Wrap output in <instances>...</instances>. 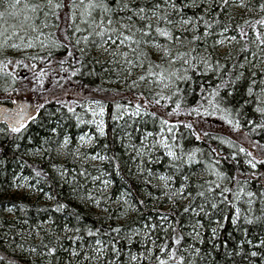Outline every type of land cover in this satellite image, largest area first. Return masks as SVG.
<instances>
[{"label":"trees","instance_id":"16d2710c","mask_svg":"<svg viewBox=\"0 0 264 264\" xmlns=\"http://www.w3.org/2000/svg\"><path fill=\"white\" fill-rule=\"evenodd\" d=\"M11 2L0 0V11L10 13L12 10L7 5ZM20 2L23 5L26 0ZM173 3L175 8L171 7ZM262 3L264 0H244L242 11L234 14L229 9V0L226 3L225 0H132L133 9L139 5L145 12L135 15L127 10L119 12V16L125 17V23L144 27L149 31L146 39L155 40L161 46L157 47L158 63H162L164 46L173 54L190 48L195 49L193 56L212 54L213 70L194 73L190 81L178 82L181 92L170 101L161 100L160 105L151 103L159 88L140 81L136 73H128L117 57L104 62L96 59L95 44L89 45L83 40L77 44L76 39L82 35L72 36L74 27L67 28L70 41L65 39L67 8L57 10L60 19L49 16L48 27L40 24L45 17L39 14L37 23L50 49L36 53L0 52V106L15 103L16 111V106L21 104V91L33 101L20 133H13L7 124L0 122V264H156L155 256L163 255L158 246L167 243L170 247L166 251L171 250L173 236L181 238L176 247L178 254L185 257L184 264H264V247L254 248L247 243L252 240L258 245L264 239V223L249 226L241 221V228L248 231L245 238L241 229L231 224L230 213L234 209L219 203L220 189H214L215 196L206 191L216 180L213 170L221 171L229 177L222 187L235 190L236 180L231 177H237L241 186L248 178V190L257 192L253 204L255 215L264 206L259 198V191L264 187V163L252 169L245 164L252 157L239 151L243 147L257 160H264V130L253 132V125L247 124L250 119L256 123L261 121L254 109L257 96L264 100L261 94L264 45L257 47L253 43L256 31L252 28L254 21L264 18ZM157 4L159 8L155 7ZM127 16H132V20L128 21ZM22 19V16L6 15L0 19V28L13 29L9 26ZM72 23L80 24L79 18ZM149 24L151 29L146 27ZM80 26L87 29V25ZM157 27L182 37V42L160 36L155 31ZM224 28L228 31L222 32ZM206 29L209 35L205 38ZM241 29L245 36L240 35ZM256 30L264 33V26L257 24ZM222 34L229 38L235 36L236 40L231 41L225 54L219 55L213 47ZM193 35L201 39L189 45ZM136 38H140V33H136ZM89 39L100 41L96 36ZM54 41L64 46H55ZM148 44L152 43H141L133 54L134 58L140 56L144 64L153 62L147 51ZM69 50L73 51L72 56H68ZM216 61L222 65L220 73L215 71ZM181 65L182 61L175 67ZM240 73L243 75L239 80L220 89V97L211 95L222 79L235 80ZM133 81L136 87H132ZM249 85L253 88L252 96L247 94ZM165 94L171 95L167 90ZM221 97H226L221 106L231 109L227 119L224 118L227 114L220 112L207 116L190 113L198 106H202L201 113L204 109L211 112L209 101ZM93 99L104 107V134L92 131V145L82 149L83 155L96 157L98 162H83V157H78L76 152L77 139L89 128L80 126L78 118L84 116L86 102ZM137 99L140 115L126 114L123 106L135 109ZM145 99L150 103L145 104ZM177 100L181 102L178 115L172 111ZM117 104L121 109L116 108ZM69 107L74 111L69 112ZM151 112H157V116L152 117ZM161 117L169 125L162 126ZM228 119L239 120L241 127L235 128ZM169 126H172L171 132L167 130ZM160 140L180 158L169 157L168 148ZM195 149L199 151L189 161L188 153ZM101 156L105 158L100 159ZM251 172H256L257 177H249ZM21 180L35 186L34 198L11 194L15 182ZM101 180L107 181L109 189L102 196L94 191ZM201 191L205 192L204 197L198 195ZM226 195L231 198V194ZM96 199L102 211L95 207ZM246 199L243 197L237 205L246 208L243 203ZM212 202L218 203V210L211 209ZM200 205L204 212H199ZM222 214L229 219H222L224 227L220 228L216 220ZM213 227L217 228L215 238ZM114 228H119V233L112 231ZM113 246L118 252L112 251ZM49 248L56 249L53 255L48 254ZM149 248L153 250L151 256L147 252ZM251 251L261 255L252 257ZM131 254L137 255L136 261L131 260Z\"/></svg>","mask_w":264,"mask_h":264},{"label":"snow or ice","instance_id":"6c2138e0","mask_svg":"<svg viewBox=\"0 0 264 264\" xmlns=\"http://www.w3.org/2000/svg\"><path fill=\"white\" fill-rule=\"evenodd\" d=\"M227 0H225V3ZM132 0H69L68 3H65L64 0H38V2H30V0H26L23 5H21L20 0H13V2L9 3L7 7L11 9L12 11L6 12V11H0V19H3L6 15L11 16L12 18H16L18 16H22L23 19L20 20V22L15 23L13 25H10L9 27L18 30L20 33H23L22 35H17L16 31H13L12 37H15L18 39L19 43L12 44L11 47L17 48V49H24V48H32L34 46V39L35 41H40V36L44 35L42 31H40V24L43 25V27H48V21L47 18L49 16L55 17L56 19H60L58 15V11L60 9H69V11L66 13L68 23L66 24L65 28V39L70 41V37L67 35V28L68 27H74V32L72 33V36H75L76 33H80L83 31H86L87 29H91V31H88V35L82 36L76 39V43L79 44L81 40H83L86 44H95L97 48L102 47L103 45H108L107 48L104 49L105 52H109V54L115 58L117 55L123 56L124 58H127L129 55V51L133 54L137 52V49L139 48L141 43H152L156 47H161L160 45L156 44V41H148L146 37L149 35V31H147L144 27H135L133 24L125 23V17L119 16V12H123L125 10L133 12V15L137 13H144L145 8L141 7L139 5L135 6V9H133ZM156 8H159V4L155 5ZM171 7L175 8L176 5L173 3ZM262 9H264V3L260 5ZM77 10H79L77 12ZM43 14L45 17L44 21H41L40 24L37 23L39 20V14ZM77 18L80 20V24L87 25V29L81 28L80 24L73 25V21H75ZM145 17L141 16V19H144ZM128 21L132 20V16H127L126 18ZM169 23H172V21H168ZM183 23H187V21H182ZM248 21H245V24H247ZM259 24L261 26H264V18L254 21L252 24V28L254 31H256V38L253 41V43L257 44V47L260 45H264V33L259 32L256 30V25ZM58 27V25H57ZM147 29H151V25L146 26ZM195 27V26H194ZM207 27H211V25H208ZM4 31H7V28L4 29ZM156 33H158L160 36L166 37L169 41H176V42H182V37L180 36H173L172 32L157 27L155 29ZM228 29L224 28L222 32H227ZM39 32L40 35H37L34 39L32 36H30V33H36ZM127 32V34H126ZM136 33H140V38H136ZM209 35V32L207 29L205 30L204 37L206 38ZM240 35L245 36L246 33L243 31V29L240 30ZM92 36H96L100 38L99 42H96L95 40H90L89 38ZM12 37H5V42H7L8 39ZM201 39L200 37L193 35L191 40L188 41V44L191 45L193 41H197ZM225 40L234 41L236 40L235 36L232 37H223V39L216 40L215 44H223ZM110 42V43H109ZM258 42V43H257ZM41 45L43 46L44 42L40 41ZM53 44L55 46H64L60 42L54 41ZM135 44L136 47H131V45ZM115 45V47H113ZM247 45H245V48ZM122 48H128L129 51H121ZM83 53V49H79ZM162 51L164 53L163 57H161L162 63H151L149 62V65L146 69V73L144 75H141L138 77L140 81H144L146 77L152 78L150 80V84L153 87H157L160 89V91L155 92L153 94V100L151 103L160 105L161 100L170 101L173 96H175L177 93L181 92V89L178 86V82H187L190 81L193 78L194 73H206L207 71L213 70V62H212V54L209 52L206 56H193L191 53L195 51L194 48H190L189 51L181 52L176 51L175 54L172 53V50L164 46L162 48ZM207 52V49H206ZM68 56L73 55V51H68ZM35 59V57H33ZM137 59H140V56H137ZM182 65L180 68H176L175 64L177 62H181ZM114 62V60H113ZM125 62L130 66H135L133 64L132 60L125 59ZM17 63H22V61H17ZM61 64L64 63V61L60 62ZM165 64L167 65L165 67ZM201 65L203 68L201 69ZM35 65H33L34 67ZM141 67H143V64H141ZM222 68V65L219 63V61L215 62V71L217 73H220ZM76 72H73V75H75ZM243 73H240L235 77V80L232 79H222L220 84H217L215 88L212 89L211 95L215 97H220V89L226 88L230 84H234L237 80L241 78ZM255 75V74H253ZM256 81L253 80L252 84H255ZM264 83V81H262ZM136 81L132 82V87H136ZM166 90L171 93V95H166ZM151 91V89H149ZM247 94L249 96L253 95V88L251 85L247 87ZM261 94L264 95V88L261 89ZM142 95V94H141ZM232 93L229 92L228 96H231ZM156 97H159L158 99ZM226 97H221L220 100H210L209 106L211 108V112L208 109H204L203 113H201L200 108L202 106H198L196 108H192L190 110V113L194 112L197 116L203 114L205 116L207 115H216L217 112L225 113L227 114L224 118L227 119V116L231 115V109L227 107L221 106V101L225 100ZM247 103V101H245ZM92 104L96 105L95 108L89 107L88 111L91 112L92 116L94 118L91 123H95L97 125V130L100 132L101 135L104 134V128H103V116H104V107L100 103L99 100H92ZM145 104L150 103L147 99L144 100ZM181 106V102L179 100L176 101V107L172 110L177 115L179 114V109ZM121 105L117 104L116 108L119 110L121 109ZM124 111L127 112L128 106H123ZM162 107H167V105H162ZM6 111V110H5ZM69 112H73L74 109L71 107L68 108ZM239 112V109H237ZM256 113H258L261 117V121L259 123H256L253 120H248L247 124L253 125L252 131L255 132L257 129L264 130V100L261 99L260 96L256 97V107L254 109ZM141 112V105L139 102V99H137L136 107L132 111L131 115L133 116H139ZM172 113H168V115H171ZM150 115L152 117L157 116V112H151ZM10 122V128L13 133H20L21 130L24 128V114L23 110L20 112H17L15 114H12L8 117ZM79 119V118H78ZM113 119H117L116 115H113ZM229 124H234L235 128H240L241 124L239 120H232L228 119L227 121ZM160 124L162 126L169 125V121L163 117L160 118ZM186 127H191V124H186ZM169 132L172 131V126H169L167 129ZM55 131V129H53ZM161 131H164V128H161ZM148 135H151L149 133ZM175 139V136L172 137ZM199 138V137H197ZM82 142H84L85 138H80ZM88 139H91L90 137ZM68 138L65 137V144H67ZM160 144H163L165 148H168L167 155L169 157H172L174 159H179L180 157L177 156L175 152L171 150L169 145L165 143L164 140L159 141ZM230 143V142H229ZM199 149H195L194 151L188 153L189 161L195 156V152H198ZM241 153H246V156L252 157L251 159H246L245 164L249 165L252 169L257 168V164L264 163V160H257L256 157L252 155L251 152L247 151L245 148L241 147L239 149ZM233 156H235V153H233ZM100 159H104L105 157H99ZM213 174L216 176V180L211 182V185L206 189L207 192H212L215 196L214 189H220L219 196L221 197V200L219 203L226 204L230 206L231 209H234L233 212L230 213V221L234 228H240L243 232V235L245 238L248 236L247 229L241 228V221L245 225H253L258 223H264V206H262L259 209V215H255L253 212V204H254V198L257 196V192H254L252 190H248L247 184H248V178H245L244 180V186H241L240 180L237 177H231V179L236 180V187L235 190L233 188H229L227 186H221L224 180L229 179L228 176L225 175L224 172L213 170ZM39 175V173H37ZM256 172L249 173V177L256 178L257 177ZM107 183V181H105ZM214 186V187H213ZM231 194V198H229L228 195ZM200 197L205 196V192L201 191L198 193ZM243 197H247L246 200H243V203L247 205L246 208H241L237 205L236 202L242 201ZM259 198L262 205H264V187H262L259 191ZM207 202V201H206ZM63 205H60V208H63ZM211 209L218 210V203L212 202L210 205ZM199 212H204L205 209L203 205L198 206ZM185 211H189V208H185ZM192 211H196V209H191ZM222 219H229L228 215H221L217 217L216 223L220 228L224 227V224L221 222ZM199 223V222H197ZM78 231V230H77ZM112 231L119 233V228H114ZM174 231V230H173ZM195 231V229H194ZM212 237L215 238L217 236V228H212ZM92 234L91 232L89 233ZM147 235V233H146ZM199 233H196V236L199 237ZM173 244L171 246V250L166 251L170 246L167 243H163L158 246L159 252L163 255H156L155 260L156 264H184L185 257L183 255L178 254V249L176 245H180L181 238L173 236L172 238ZM97 244L100 243L99 240L96 241ZM155 244V241H153ZM247 243L255 247H264V239L259 240V244H255L252 240H247ZM192 245H188V248H191ZM35 251V249H33ZM55 248H49L48 254L53 255L55 253ZM99 251V249H97ZM113 252H118L115 246L112 248ZM148 254L151 256L153 250L151 248L147 249ZM196 252L199 253L200 249L197 248ZM75 254V253H74ZM143 256V253L140 254ZM250 255L252 257H258L261 255V253L257 251H251ZM137 255L131 254V260L136 261Z\"/></svg>","mask_w":264,"mask_h":264},{"label":"rangeland","instance_id":"374dc122","mask_svg":"<svg viewBox=\"0 0 264 264\" xmlns=\"http://www.w3.org/2000/svg\"><path fill=\"white\" fill-rule=\"evenodd\" d=\"M243 3H244V0H229V9H230V11L232 13H234V14L242 11ZM4 29L5 28H2V27L0 28V52L5 53V52H9L10 51V52H14V53H17V52H20V53H36V52L46 51V50L51 48V45L49 44V41H48V39L46 38L45 35H41L40 36V41L44 42L43 46L41 45L40 41H35L34 38L37 35H40L39 32L30 33V36H32L33 39H34V46L32 48H24V49L13 48V47H11L12 44L19 43L18 39H16L15 37H12L13 31H16L17 35H22L23 33H20L18 30H15V29H7V31H4ZM40 31L43 32V29L40 28ZM88 31H91V29H87L86 31L80 32L79 34H81L82 36H86V35H88ZM85 33H86V35H84ZM5 37H12V38L8 39L7 42H5ZM223 37H228V36H226L225 34H222L219 37L218 40L223 39ZM98 39H100V38L98 37ZM230 46H231V41L225 40L223 44H214L213 48L218 52L219 55H223L229 50ZM107 47H108V45H103L100 48H97L95 46V48L93 50L94 57L96 59L102 61V62L113 58L109 54L111 49L109 50V52H105L104 51V49L107 48ZM113 47H115V45H113ZM131 47H132V45H131ZM146 47H147L148 54H150L151 58H153L152 59L153 60L152 63H158V56H159L158 48L155 45H152V44H148ZM121 51H129V49L128 48H122ZM148 54H147V56H148ZM116 57L119 60L120 65H122L126 69V71H128V73H136V74H138L140 76L144 75L146 73V69H147L149 64L148 63L144 64L141 60H139L137 58H134L133 53H131L130 51H129V55H128L127 58H124L123 56H120V55H117ZM125 59L132 60L133 64L135 66L128 65L125 62ZM261 63H262L261 64V67H262L261 71L263 70V73H264V60ZM141 64H143V67H141ZM149 79H151V78L150 77H146V79L144 81H147L149 83L150 82ZM20 93L23 96H19L21 104L16 106L17 107L16 111L10 112V113H8L5 110L1 111V114L4 115V118H3L5 120L4 123L7 124L9 127H10V122H9L8 117L10 115L15 114V113L20 112L21 110H23L24 122H26V120L29 117L28 115H29L30 111L28 109L29 108L31 109V106H32V103H33V101L31 100L32 98L27 96L25 94V91H21ZM69 93H71V92H69ZM14 105H15V103H11L9 106L8 105H6V106L10 107L11 109H14ZM89 107L95 108L96 105L92 104L91 101L86 102L85 108H84L85 114H84V116H82L78 120L79 125L80 126L86 125L89 128V131L87 130V131L83 132L79 136V138L77 139L76 152H77L78 157H80V158L83 157V162H86V161L98 162L99 159H97L96 157H91L90 158L89 156L83 155V152H82V149H86V148L90 147L92 145V143H93L92 131H95L96 133L100 134V132L97 130V125L95 123H91V121L93 119H97L98 120L99 118H94L92 116L91 112L88 111ZM133 110L134 109H128L127 112H125V113L128 114V115H131ZM104 116H105V112H104ZM104 116H103V121H104ZM103 128H104V124H103ZM81 137L85 138L84 142L81 141V139H80ZM89 137L91 139H88ZM15 183L16 184L14 185V188L11 191L12 195H15V196L31 195V196H33V198L35 197L34 193H35L36 188H35L34 185H31L27 180H21L19 182H15ZM160 183L165 184V181L160 180ZM96 188H97V190H94V188H93V190L95 191V193L100 194L101 196L105 195V193L109 192V189L107 187V183H105V180H101L98 183V186ZM91 197L93 198L94 194H92ZM97 199H100V198H97ZM97 199L94 202L95 203V207L97 208L98 211H102V210L98 209L99 200H97ZM107 200H108V197L107 198L105 197L104 201H107ZM112 206H116V204H114Z\"/></svg>","mask_w":264,"mask_h":264},{"label":"water","instance_id":"95a60500","mask_svg":"<svg viewBox=\"0 0 264 264\" xmlns=\"http://www.w3.org/2000/svg\"><path fill=\"white\" fill-rule=\"evenodd\" d=\"M3 109L8 110V111L11 110V108L8 107V106H6V105H2V106H0V122H5V120L3 119V118H4V115L1 114V111H2Z\"/></svg>","mask_w":264,"mask_h":264},{"label":"bare ground","instance_id":"6f19581e","mask_svg":"<svg viewBox=\"0 0 264 264\" xmlns=\"http://www.w3.org/2000/svg\"><path fill=\"white\" fill-rule=\"evenodd\" d=\"M3 110H5V109H3ZM8 113H10V112H14L15 111V109H11L10 111H8V110H6Z\"/></svg>","mask_w":264,"mask_h":264}]
</instances>
